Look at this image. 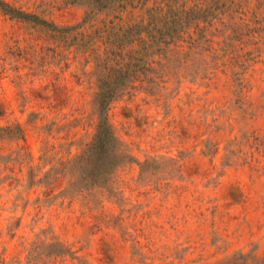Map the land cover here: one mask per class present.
<instances>
[{"label":"rangeland","instance_id":"rangeland-1","mask_svg":"<svg viewBox=\"0 0 264 264\" xmlns=\"http://www.w3.org/2000/svg\"><path fill=\"white\" fill-rule=\"evenodd\" d=\"M6 1L58 29L0 12V264L264 258V0L153 55L107 109L125 159L81 165L104 14L70 28L79 0Z\"/></svg>","mask_w":264,"mask_h":264},{"label":"trees","instance_id":"trees-1","mask_svg":"<svg viewBox=\"0 0 264 264\" xmlns=\"http://www.w3.org/2000/svg\"><path fill=\"white\" fill-rule=\"evenodd\" d=\"M248 0H241L247 2ZM87 7L84 21L70 28L82 27L96 16L104 14L97 27L98 38L105 45L103 56H99L100 76L96 105L100 113L94 142L86 154L77 159V165L93 162V157L114 160L125 159L117 136L107 117L109 104L137 74L149 71V59L191 34L193 28L205 30L201 22L210 23L222 14L234 13L237 0H79ZM221 5V6H219ZM224 6L226 7L225 10ZM0 12L15 19L49 25L38 16L21 10L6 0H0ZM210 20V21H209ZM66 29V28H62ZM147 65V66H146ZM140 67L144 70L141 71ZM24 139L23 129L17 125ZM73 166V165H72ZM72 166L67 172L75 171ZM107 173V172H105ZM264 264V258L252 253L237 252L227 262L219 264Z\"/></svg>","mask_w":264,"mask_h":264}]
</instances>
